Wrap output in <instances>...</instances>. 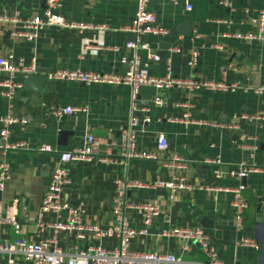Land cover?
<instances>
[{
  "label": "crops",
  "instance_id": "obj_1",
  "mask_svg": "<svg viewBox=\"0 0 264 264\" xmlns=\"http://www.w3.org/2000/svg\"><path fill=\"white\" fill-rule=\"evenodd\" d=\"M221 1L150 0L149 8L155 13L158 25L166 33L171 29L180 32L177 41L159 61L149 60L143 50L125 47L132 35L121 28L133 18L136 0H61L60 11L65 17L107 27L102 31L86 30L82 35L75 29L49 26L34 41H27L14 35L16 23L0 20V56L13 53L25 61L34 59L37 66L35 77L25 84L23 81L22 89L13 98L16 115L26 123H17L8 129L10 142L26 141L34 149L0 153V161L6 158L11 167L10 179L0 194V216L15 202L20 236L37 241L53 233L51 227L39 230L36 222L58 153L80 145L87 133L108 141L118 140L119 128L130 117L127 86L48 80L47 73L67 68L122 72L126 65L120 62V57L130 58L137 52L152 76L166 73L169 58L174 77L224 80L228 84L236 83L238 88L230 92L141 87L134 100L138 109L133 113L138 118L136 149L157 153L158 133L166 136L167 149L157 153L155 159L135 157L119 161V150L114 148L107 160L92 164L72 161L69 163L71 183L63 192V200L82 205L84 225L109 226L113 180L121 177L136 184L127 190L126 199L150 201L160 212L149 233L132 239L130 248L172 252L183 261L201 262L204 256L198 247L191 245L182 250L184 241L166 234L173 228L199 227L209 233L222 264H235L237 247H240L238 264H264V223L256 219L258 201L264 199V170L249 172L238 180L244 181L242 196L248 207L242 226L237 228L232 192L227 190L237 185V178L214 177L215 165L211 162L219 158L223 170L239 161L255 167L264 165V122L239 118L235 128L221 126L228 124L233 114L251 116L264 108V98L253 92L264 80V41L235 36L254 30L253 19L260 10L264 11V0H228L229 6ZM44 7V0H0V16L21 19L39 16ZM165 34L144 35V39L157 53L158 42ZM177 48L180 51L174 52ZM192 53L198 59L194 67L187 64ZM156 97L160 104L154 103ZM4 105L0 95V115L5 112ZM68 105L85 106L86 111L76 110L59 117L49 114L50 106ZM141 106L150 109L149 123L140 118ZM212 123L217 126H210ZM41 145L52 151L38 150ZM174 157L180 159L177 165L173 163ZM172 176L183 177L184 183L193 189L156 187L158 182L168 181ZM145 214L141 209L124 211L126 220L135 228L142 226ZM0 235L3 239L14 237L6 225H0ZM244 238L252 239L254 246L242 245ZM59 244L64 251H70L66 239Z\"/></svg>",
  "mask_w": 264,
  "mask_h": 264
},
{
  "label": "built area",
  "instance_id": "obj_2",
  "mask_svg": "<svg viewBox=\"0 0 264 264\" xmlns=\"http://www.w3.org/2000/svg\"><path fill=\"white\" fill-rule=\"evenodd\" d=\"M150 0H136L135 13L129 25L121 29L130 33L132 37L126 41L125 47L136 51L143 50L151 61H159L160 57L150 47L144 35L165 34L156 20L155 13L149 8ZM45 7L39 16H29L23 19L1 15L0 20L4 22H13L14 35L22 37L27 41H34L41 30L45 27L55 26L59 29H75L82 35L86 30L102 31L107 28L104 25H94L71 20L65 17L61 11V0H44ZM229 6L228 0L220 2ZM191 9V5H187ZM254 30L239 32L236 37L244 40L264 41V11L260 10L253 19ZM179 52L180 49H174ZM197 54L192 53L187 64L194 67L197 63ZM120 62L126 65L122 72H99L83 68L55 69L47 73L48 80L72 81L80 84H109L123 85L130 89V117L119 128V138L115 141H108L106 138L87 133L82 143L71 149L58 153V160L49 175L46 187L43 193L42 201L39 207L36 225L39 230L45 227H51L53 233L50 237L37 241L20 236V225L17 221L18 206L14 202L4 216H0V225L8 226L14 237L12 239H3L0 235V264H222L218 251L211 243L209 233L199 227H179L166 232L167 235L181 238L184 243L182 250L188 249L191 245L198 247L204 256V260L183 261L179 255L169 252H158L151 250H134L130 248L131 241L135 237L145 236L149 233V228L156 218L160 216L158 207L150 201H132L126 199V192L130 187L136 184L128 182L121 177H115L114 194L110 204L112 223L106 227L97 225H84L82 223L83 208L81 204H71L63 200V192L71 183V171L69 163L75 161L79 164H92L96 161L107 160L111 151L117 148L119 150V161L128 160L135 157L153 158L157 153L165 151L168 147V141L164 134L158 133L155 138V148L157 153L138 151L136 126L138 118L134 116L138 109L134 105V100L138 95L139 89L150 85L157 90L164 88L187 89H211L219 91L233 92L238 88L236 83L228 84L224 80L205 79H180L171 74L169 68V58L166 59V73L163 76H152L149 74L148 67L140 59L136 52L132 57H120ZM36 63L34 59L25 61L22 57H17L13 53L0 56V95L5 100V112L0 115V153L5 155L8 150L27 149L34 147L26 141H9L8 129L17 123H26V120L19 118L13 108L14 94L22 89L23 80L28 75L36 72ZM225 70H222L224 73ZM253 92L264 98V80L253 88ZM155 104H160L159 99L154 98ZM76 110L86 111V107L75 108L71 105L60 107L50 106L49 114L53 117H59L64 114H71ZM149 107L141 106L139 111L142 113V121L149 123ZM187 114L183 117L187 118ZM239 118L254 120L259 123L264 122V108L255 115L247 116L244 114H233L228 124L221 125L226 128H235ZM210 126H217L212 123ZM38 150L52 151V148L41 145ZM180 159L173 158L174 165ZM214 163L213 176L223 178L235 176L237 185L234 188L227 189L232 192L231 205L234 211V221L236 227L242 226L245 211L248 207L243 198V184L238 180L245 177L249 172L264 170L263 167L248 165L244 161H239L233 165L221 168L219 158L211 160ZM11 176V167L9 161L4 158L0 161V194L5 184ZM156 187L169 189H193L189 184L184 183L183 177L172 176L168 181H161ZM200 187V186H199ZM126 208L134 210H144L145 217L140 228L132 226L125 218ZM52 217V220H49ZM91 239L90 242L86 241ZM69 242L70 251H64L59 244L63 240ZM80 242L84 243L80 245ZM242 245L254 246V241L244 238Z\"/></svg>",
  "mask_w": 264,
  "mask_h": 264
},
{
  "label": "water",
  "instance_id": "obj_3",
  "mask_svg": "<svg viewBox=\"0 0 264 264\" xmlns=\"http://www.w3.org/2000/svg\"><path fill=\"white\" fill-rule=\"evenodd\" d=\"M178 35H180V32L176 31L175 29L169 30L158 42V51L157 55L160 58H163L167 53L168 49L172 46L173 43H175L178 39ZM35 77L34 74L28 75L26 78H24V84L27 81L32 80ZM40 79H38L39 81ZM41 81V80H40ZM142 119V117H140ZM242 184L244 185V181H242ZM264 201V199H259L258 201V206H257V221H260L264 223V204L260 203ZM239 249L240 247L236 248V258H235V264H238V259H239Z\"/></svg>",
  "mask_w": 264,
  "mask_h": 264
}]
</instances>
